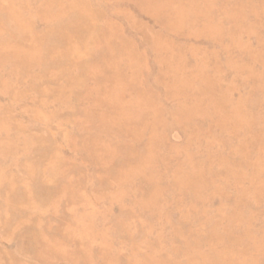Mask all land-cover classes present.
<instances>
[{"label": "rangeland", "instance_id": "rangeland-1", "mask_svg": "<svg viewBox=\"0 0 264 264\" xmlns=\"http://www.w3.org/2000/svg\"><path fill=\"white\" fill-rule=\"evenodd\" d=\"M0 264H264V0H0Z\"/></svg>", "mask_w": 264, "mask_h": 264}]
</instances>
